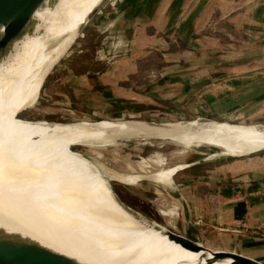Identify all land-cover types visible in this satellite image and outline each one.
Masks as SVG:
<instances>
[{
    "label": "crops",
    "instance_id": "obj_1",
    "mask_svg": "<svg viewBox=\"0 0 264 264\" xmlns=\"http://www.w3.org/2000/svg\"><path fill=\"white\" fill-rule=\"evenodd\" d=\"M238 1L113 0L105 10L103 4L91 21L102 28L100 49L112 43L124 46L121 53L85 58L84 70L75 71L69 63L66 83L71 93L84 109L111 118L151 111L157 100L182 102L185 97L189 107L208 101L215 108H229L231 115L264 116V0ZM218 20H226L231 29L245 27L243 51L227 50L218 36L206 32ZM176 44L198 52L191 57L203 62L204 69L189 72L185 62H173L158 78H136L135 62L168 57L160 50ZM226 66L230 70L222 74ZM211 69L219 70L212 76L220 78L206 74ZM189 167L171 175L167 189L175 209L169 226L212 249L234 250L264 262V151L196 174L183 172Z\"/></svg>",
    "mask_w": 264,
    "mask_h": 264
},
{
    "label": "bare ground",
    "instance_id": "obj_2",
    "mask_svg": "<svg viewBox=\"0 0 264 264\" xmlns=\"http://www.w3.org/2000/svg\"><path fill=\"white\" fill-rule=\"evenodd\" d=\"M100 1L43 0L33 12L28 30L10 43L0 57V140L13 132L12 106L17 104L25 109L33 104L27 100L20 102V96L43 68L54 63L70 34L74 39L79 26ZM70 22H73L71 29L54 51ZM47 40L50 41L43 52L37 53ZM22 114L21 111L18 117L25 120ZM70 124L68 130L59 123L52 127L32 119L28 126L32 135L55 141L54 146L61 150L58 155L47 151L48 148L15 149L0 145L1 231H20V235L86 264H232L231 256L216 258L210 250L185 248L170 239L163 226L143 222L123 209L111 189L95 183L96 179L108 182V178L70 146L113 144L116 138L145 131V137H167L183 148L206 143L219 147V154L245 155L264 149V126L215 119L161 124L135 119H83ZM188 130L198 132V136L193 137ZM163 159L158 153L146 155L130 167L160 165ZM37 164L52 169V176L41 177L43 173ZM185 165L180 162L166 167L176 169ZM15 170L17 174L13 175ZM64 170L70 173L62 176ZM53 177L57 179L52 181ZM108 177L125 183L139 181L132 171H112ZM63 180L66 182L62 183ZM60 189L66 193L65 197L57 195L56 190ZM46 232H51L54 239H47Z\"/></svg>",
    "mask_w": 264,
    "mask_h": 264
},
{
    "label": "rangeland",
    "instance_id": "obj_3",
    "mask_svg": "<svg viewBox=\"0 0 264 264\" xmlns=\"http://www.w3.org/2000/svg\"><path fill=\"white\" fill-rule=\"evenodd\" d=\"M112 1L113 0H107L104 3L102 9L105 10ZM238 2L240 3L242 2V0H239ZM92 20H94V18L91 17L83 26L78 29V32L74 39L70 34L64 51L58 55L54 63L50 64L45 69L43 68L36 79L26 87V90L23 92V96H20L19 101L26 102L27 100L33 104L25 109L19 108L17 104L12 106V108L10 109V113L13 116V122L10 125V129L12 130L13 128V132L1 139L0 145H3V147H11L15 149L40 150L48 148L49 150L47 151L52 152L55 155L61 154V150L54 146L55 141H45L44 139L46 138V136L40 138L39 135L34 136L30 133L28 126L32 119L47 122L48 125L52 127H54L56 123H59L66 127L68 130L69 126L72 125L70 124V122H75L83 119H103L107 121L139 119L160 122H185L191 119L204 121L208 119H215L231 123H240L247 125L257 124L259 126H264V116H247L242 114L231 115L229 108H220V104L217 105V108H215L211 104H208V101H206V103L202 105H197V103H195L189 107L186 106L188 97H185L182 102H170L169 100L165 101L162 99L157 100L158 106L151 111L142 110L134 112L132 114L123 112L121 115H118L117 118H111V116L106 117L102 115V111H88L84 109L83 106H81V104L77 102L76 98L71 93V88L66 83L68 70L70 69L69 63L74 66L75 71H80L82 69L84 70L86 68L85 58L89 60V58L91 57H97V53L101 55L102 52L109 53V55L113 53H121L122 49L120 50L119 48L124 46L121 44L115 45L114 43H112L110 44V47L108 46L109 48L107 47L105 51H102V49H100L103 36L101 32L102 28L100 27L101 25H92ZM216 24L218 26L215 27L213 21L212 25L214 26L206 29V32L210 35L215 34V36H218L227 50L232 48L237 52L243 51L245 45L247 44L245 38V27L239 25L238 27L231 29L229 23L226 20H218ZM72 25L73 22H70L63 37L55 45L54 51L61 44L62 40L69 32ZM49 41L50 40L45 41L37 50V53L43 52ZM126 46L129 47V45ZM160 51H164V54H167L168 57L164 56L163 54L158 55L157 57L156 55H154L148 58L142 57L141 60L135 62L136 78L142 76L141 80L145 79L146 81L149 78H158L167 67H171V64L173 62L176 64L185 62L183 63V66L186 67V70L190 69L191 71L189 72H198L199 69H204V66H202L204 63L193 62L194 58L191 57L190 54L193 52H188L185 48L183 49L182 44H176L173 47L167 46V48H163ZM198 54V52L193 53V55ZM235 54L237 53H234V55ZM169 55H173V57L170 58ZM219 64H221V62ZM99 65H101V63H99ZM222 70L224 71H221V73L225 74V72L227 73V70H230V68L226 66L222 68ZM216 72H219V70L211 69V72L207 70L206 74H210L211 77H213L212 73ZM217 78H220V74L213 77V79ZM172 96L173 94L171 95V97ZM173 97L176 98L175 96ZM20 109L23 112L22 116H20L26 118L25 120H21L18 117L21 112ZM187 132L193 137L198 136V132H194L192 130H188ZM146 133L147 132L142 131L138 132L137 135L132 137L116 138L113 140V144L93 145L92 147L82 144H77L78 146L73 144L70 147L72 150L80 152L89 162H91L93 167L99 170L103 176L108 178V182L96 179V185H100L101 187H108V191H110V184L115 193H117V195L123 201H125L127 205L130 206V208L136 213L137 217L140 220L146 223L163 226L165 229H172L169 226L171 222L168 219L172 218V211L173 209H175V202L173 201L174 199L171 195V190H168L167 187L171 180V175L178 169H180H172L166 166L182 162L186 164L185 166L190 165V167L185 168V171L179 170L176 176H179L182 171L186 173H189L191 171L192 173L196 174L200 173L203 168L212 169L214 164L218 165L225 162L229 163L231 160H235L236 158L241 159L249 155L219 154V147L206 143H193L183 148L182 144L170 138L160 136L145 137ZM157 153L164 158V162L162 164L145 165L139 168L130 167L137 159L146 157V155L149 156ZM34 164L35 163H33V165ZM37 167L42 170L43 176L41 177L45 178L47 176H52L50 175L52 169L44 167L41 164H37ZM64 171L65 172H63L64 174L62 176H67L70 173L67 170ZM112 171L135 172L136 176L139 178V181L136 183H125L116 179L109 178V172ZM12 174H17L16 170ZM32 175L37 176V174L33 173ZM56 179V177H53L52 181ZM65 182L66 181L64 180L62 181V183ZM56 191L57 195H59L60 198L61 196L65 197L66 193L62 189ZM41 231L45 232V230ZM15 232L19 233L20 231ZM50 234L51 232L48 234L46 232V235L49 236V238L46 236L47 239H54V237L51 238Z\"/></svg>",
    "mask_w": 264,
    "mask_h": 264
},
{
    "label": "water",
    "instance_id": "obj_4",
    "mask_svg": "<svg viewBox=\"0 0 264 264\" xmlns=\"http://www.w3.org/2000/svg\"><path fill=\"white\" fill-rule=\"evenodd\" d=\"M43 0H0V57L8 49L10 43L28 30L35 9ZM101 0L88 14L89 20L106 2ZM83 22L81 26L85 23ZM139 120V119H138ZM147 124L165 123L153 120H141ZM264 151L261 149L256 152ZM253 152V153H256ZM251 154V153H250ZM119 205L133 215L136 213L125 203L109 184ZM137 216V215H136ZM168 237L191 250L206 249L216 258L231 256L232 264H264V262L241 252L226 249H212L199 241L191 239L172 229H165ZM20 233V232H19ZM17 232L0 230V264H86L62 252L51 249L28 236Z\"/></svg>",
    "mask_w": 264,
    "mask_h": 264
}]
</instances>
